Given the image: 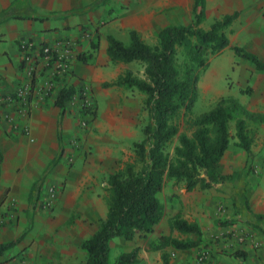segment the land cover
<instances>
[{"label":"crops","instance_id":"1","mask_svg":"<svg viewBox=\"0 0 264 264\" xmlns=\"http://www.w3.org/2000/svg\"><path fill=\"white\" fill-rule=\"evenodd\" d=\"M194 4V0H0V244L20 239L0 255V264H86L88 253L82 243L107 217L109 176L126 163L116 166L123 151L144 137L137 116L146 106L147 94L110 84L128 70L145 78L144 65L113 61L108 38L129 44L130 32L136 30L147 43L156 44L164 27L192 22ZM243 9L256 10L263 18L264 0H206L201 26L208 29L215 19L240 11L224 50L243 46L264 60V22L249 19L250 12L241 28L244 34L240 33L236 23L241 22ZM25 39L59 44L71 56V73L60 76L54 63L46 65L42 59L25 64L20 45ZM244 60L254 79L263 81L264 69ZM65 85L78 92L83 85L91 87L97 116L89 119L87 128L79 125L80 113L69 105L78 92L65 109L56 104ZM19 91L23 99L7 100ZM255 103L264 111V89ZM146 114L148 123V109ZM74 131L85 150L71 165L67 147ZM240 155L245 166L248 156ZM256 164L264 171L261 157ZM220 170L236 177L192 191L168 181L159 194L163 214L153 231L133 240L116 237L111 250L137 248L136 264H163V253L170 255V264H264V218L257 217L264 214V178L246 179L248 172L241 177L237 169ZM50 186L56 188L54 204L45 207ZM177 216L198 223L203 231L200 245L185 250L162 247L163 237H192L172 227ZM205 250L209 253L201 260Z\"/></svg>","mask_w":264,"mask_h":264},{"label":"trees","instance_id":"2","mask_svg":"<svg viewBox=\"0 0 264 264\" xmlns=\"http://www.w3.org/2000/svg\"><path fill=\"white\" fill-rule=\"evenodd\" d=\"M194 2L192 22L164 27L157 34L156 44L147 43L136 30L130 32L129 44L113 36L108 38V54L113 61H140L144 65L145 78L128 70L110 84L146 93L149 121L143 127L144 137L133 144V161L126 162L109 176L107 217L82 243L88 253L86 264L139 262L135 248L121 253L111 263V242L116 237L133 240L138 234L153 231L163 214L159 194L168 181L192 191L198 187L212 188L236 177L235 173L221 172L220 166L233 137L230 123L241 107L235 100H222L199 115L194 114L193 108L199 95L200 75L207 69L209 58L229 46V32L240 11L225 14L204 29L201 25L206 19V0ZM233 48L236 55L251 61L257 69H264L259 56L238 45ZM180 49L185 55L183 63L179 61ZM77 92L73 86L65 85L56 104L65 109ZM83 110L84 114H92L95 118L96 108L85 103ZM248 116L264 121V115ZM235 130L236 144L247 152L249 162L253 158L255 135L243 117L236 119ZM257 217L263 219L264 214H257ZM172 227L192 237H163L162 247L192 249L203 241V231L196 222L177 216L172 220ZM18 241L20 239L0 244V255ZM162 259L163 264H170L168 253H163Z\"/></svg>","mask_w":264,"mask_h":264},{"label":"rangeland","instance_id":"3","mask_svg":"<svg viewBox=\"0 0 264 264\" xmlns=\"http://www.w3.org/2000/svg\"><path fill=\"white\" fill-rule=\"evenodd\" d=\"M250 12L252 14L249 17V19L264 22V17L260 18L257 15L256 10L251 11L250 9H243L242 11L243 18L241 22L239 21L236 23V29H238L240 33H243V30L241 28L245 24L247 19L246 17ZM207 26L208 25H206L205 28H207ZM239 38L241 39L240 36ZM233 43L237 44V41H234ZM184 60H185L184 51L180 49L179 61L183 63ZM261 61L264 62V60L262 59ZM244 63L248 64V62H246L244 58L236 55L234 49L231 47L222 51L218 55L211 56L209 58V64L207 69L203 71L200 75V79L198 83L199 95L197 102L193 108V111L195 115H199L205 111L212 109L217 105L218 102L222 100H226L227 102L230 100H235L238 103V105L241 107L239 110L240 112L236 116V118L233 119L230 123L231 133L233 134V137L231 139L230 147L227 150L228 152L226 154V159L221 163L220 168L223 170H227L229 172H232L233 170L237 169L236 172L238 174H242L241 177L245 172H248V174L244 175L246 179H250V178L258 179V178H264V171H261L257 164L255 165V160L257 159V157L258 158L261 157L262 161L264 160V121L251 118L248 116V114L256 113L259 115H264L263 109L257 107L255 103L257 99V95L264 89V80L261 82L256 81L253 75L251 74L252 72L248 69L247 66L244 65ZM253 67L255 66L253 65ZM129 89H133V88H129ZM85 90L88 91L86 97L89 99L90 102L89 107L96 108L95 98L93 96L91 87L89 85H83L80 91L77 93V95H75V97H73L69 103V105L74 106V108H76L79 111L80 113L79 125L81 127H83L82 123L85 119L89 120L91 119V117L93 118L92 114H84L83 106L85 102L83 100L82 93L85 92ZM146 113H147V109L146 106L144 105L137 116L139 122L143 123L142 125L144 126L146 125L148 120V116ZM238 117H243L247 120L249 127L251 128V130L255 135V143L252 147L254 149L253 158L245 166H244V156H241L240 154L243 153L247 156L248 154L246 151L241 149L236 144L237 138L234 135L236 131L235 130L236 119ZM181 120H182L181 128L183 129L184 118L182 117ZM83 149L85 150L80 135L78 134L77 131L72 132L71 136L68 138L67 150L71 152L68 155V163L72 165L74 163L73 161H75L74 158L76 157L77 153ZM133 159H134V146L132 144L129 147H127L126 150L123 151L122 159L120 160L117 159L116 166L120 165V161L129 162V161H133ZM248 183L249 181L247 180L246 184ZM42 205H44V203H42ZM116 239H120V238L117 237ZM121 252H124V250L123 249L121 250V248L114 246L110 252V258H109L110 262L114 263L117 257L121 254ZM205 253H209V252L205 250Z\"/></svg>","mask_w":264,"mask_h":264},{"label":"built area","instance_id":"4","mask_svg":"<svg viewBox=\"0 0 264 264\" xmlns=\"http://www.w3.org/2000/svg\"><path fill=\"white\" fill-rule=\"evenodd\" d=\"M21 49L23 51V62L28 65H32L34 63H38L39 60H43L46 65H50L54 63L56 73L60 76H66L71 73V56L64 52L59 44H37L33 40L25 39L20 43ZM85 93V95H84ZM82 97L87 106H90L89 99L86 97L88 91L82 93ZM23 99L22 91H19L16 97H8L7 100L10 102L18 101ZM83 127L89 126V120L85 119L82 123ZM24 132H27L26 129ZM47 191L49 193V197L44 203L45 207H52L54 204V197L56 188L54 186L47 187ZM206 253L204 252L201 255V260H204ZM12 264H22L21 262H15Z\"/></svg>","mask_w":264,"mask_h":264}]
</instances>
